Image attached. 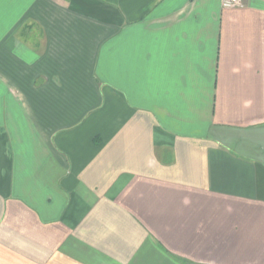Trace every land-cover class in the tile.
I'll list each match as a JSON object with an SVG mask.
<instances>
[{"label":"crops","instance_id":"obj_1","mask_svg":"<svg viewBox=\"0 0 264 264\" xmlns=\"http://www.w3.org/2000/svg\"><path fill=\"white\" fill-rule=\"evenodd\" d=\"M0 0V264H264V0Z\"/></svg>","mask_w":264,"mask_h":264},{"label":"built area","instance_id":"obj_2","mask_svg":"<svg viewBox=\"0 0 264 264\" xmlns=\"http://www.w3.org/2000/svg\"><path fill=\"white\" fill-rule=\"evenodd\" d=\"M222 4L226 9H232L242 6L241 0H222Z\"/></svg>","mask_w":264,"mask_h":264}]
</instances>
